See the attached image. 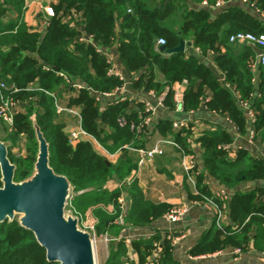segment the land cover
Here are the masks:
<instances>
[{"label":"trees","instance_id":"1","mask_svg":"<svg viewBox=\"0 0 264 264\" xmlns=\"http://www.w3.org/2000/svg\"><path fill=\"white\" fill-rule=\"evenodd\" d=\"M54 1V16H47L48 25L41 32L33 31L25 21L24 0L0 3V81L19 88L14 97L24 105L23 112L15 116L13 127L0 121V139L11 141L13 148L27 149L24 157L17 158L12 150L9 152L11 161L17 164L15 181L27 178L36 160L37 143L30 118L37 105L36 119L50 144L51 166L56 173L66 176L75 189L69 209L79 216L84 229L93 227L96 237L109 238L108 256L103 264H147L155 251L161 256L154 264H182L174 257V235L164 231H157L149 239L133 240L131 248L136 258H130L131 249L125 240H116L122 230L117 224L120 217L130 226L145 227L162 219L172 208L148 199L137 182L113 191L107 189L110 180L124 181L132 175L137 169L135 156L126 150L125 159L112 162L88 140L71 143L67 120L59 122L55 99L48 93L63 99L67 84L60 73L71 77L84 88L72 95L68 104L78 107L82 128L89 135L111 153L124 146L145 147L146 129H131V124L138 127L148 117L143 104L129 98L121 101L119 96L109 97L105 106L96 100L98 94L114 93L123 81L109 75L112 65L93 46L78 42L79 36L91 35L99 48L117 54L121 66L133 76L134 89L154 91L156 95L167 91L169 101L173 85L187 81L183 109L188 112L200 107L208 89L212 98L205 101L207 109L228 116L245 132L247 120L227 87L231 85L242 100L253 102L258 111L256 138L264 144V64L260 63V81L255 86V73L247 65L258 58L255 50L247 44L229 42L237 33L264 35V22L256 14L237 7L227 8L215 18L209 10L198 8L203 2L214 6L229 0ZM249 3L254 4L255 13L264 14V0ZM63 9L77 27H70L59 16ZM12 10L16 19L4 22ZM159 38L166 41L164 51L156 45ZM180 39L192 41L193 47L200 49L201 58L214 53L212 62L225 75L224 81H218L200 57L185 53L167 55L168 50L179 46ZM121 120L127 123L122 125ZM173 122L154 121L152 137L174 139L186 153H191L189 138L196 134L194 125L175 131ZM197 136L204 170L196 176L199 197L195 198H210L221 204L207 186V178L230 191L231 196L226 213L229 223L223 229L215 225L190 254H213L227 248L247 252L253 228L264 224V203H257L264 190L242 192L240 187L263 180L264 160L251 159L245 150L237 151L232 158L233 139L224 129L202 131ZM124 194L129 203L125 212L118 202ZM0 264L51 263L32 232L17 221H6L0 224Z\"/></svg>","mask_w":264,"mask_h":264},{"label":"crops","instance_id":"2","mask_svg":"<svg viewBox=\"0 0 264 264\" xmlns=\"http://www.w3.org/2000/svg\"><path fill=\"white\" fill-rule=\"evenodd\" d=\"M249 1L250 0L219 1L214 6L202 4L199 5L198 8H205L209 10L212 14V17L215 18L225 9L237 7L244 9L248 13L256 14V16L259 17L262 22H264V14L259 15L255 13L254 4L249 3ZM1 2L2 0H0V3ZM55 4H57V2L54 0H24V19L33 29V31H45L46 26L48 25L46 19L47 16H49L46 10L48 8L53 9V5ZM257 12H259V10H257ZM59 16H62L64 21L69 22V25L72 22L71 15H65L64 9L61 10ZM16 17V13L14 12V10H12L11 12H8L4 17V22L11 19H16ZM185 42V55H195L197 57H200V49L193 47L192 41ZM250 47L253 48L252 46ZM111 52L113 53L114 57L113 64L115 65L116 69L124 76L123 86L115 91V96H119L120 98L124 97V100L129 98L140 104L142 103L139 101V99H145L152 102V104L155 105L154 107L156 109L155 121H160L162 119H172L173 121L194 125L193 130L196 134L189 138V141L191 145V155L195 156L200 171H203L204 167L200 159L202 151L200 145L197 143V134L202 131L224 129L229 132L233 139V142L230 145L232 158H234V153H236L237 151L245 150L247 151L251 159L264 160V144L260 142L259 138H256L255 133V122L258 117V111L254 108L252 101L242 100L240 94L234 91L231 85L227 84V87L232 91L236 103L239 105V108L244 113L247 120L245 132L228 116L222 117L218 113L209 111L207 109L206 105H204L205 101L207 102L212 98V94L208 89H205L207 98L205 100H201L202 104L200 105V107L197 110H192L189 112L185 110H183L182 112L177 111L176 105L173 100V90L175 88H182L185 92L188 85L187 81H183L182 83L173 85L172 95L170 96L169 101H167V91H165V93L162 95H156V98L153 99L149 95L150 91L147 93L142 90L134 89L133 76L131 74H128L126 70L121 66L117 54L115 55L114 51ZM255 52L258 58L256 60L249 61L247 65L248 68L255 73L256 78L254 83L255 86H257L260 81L259 74L261 62L258 52L256 50ZM214 57L215 54L210 53L207 57H200V59H202V61L206 63L207 67L208 65H212L222 77V79L218 81L223 82L225 79V75L221 73L212 62ZM160 98L163 99V104H159L158 99ZM106 102L107 101H103L102 104L105 106L107 104ZM250 110H253L256 114L254 124L252 123V119L250 118ZM55 116L57 117L59 122L67 120L65 124H67L68 128L71 129V131L75 128L76 120L71 116L63 115L58 117L56 114ZM152 130V126L146 128V134H148L146 136L144 135L145 147L139 149H151L155 146L158 140L162 139H154V137H152L153 134L150 133L152 132ZM95 140L97 142L92 141L91 139H89L88 141L92 143L98 153H100L109 161L116 162L119 159H125V151L129 146H124L122 149H119L115 153H111L97 139ZM132 148L135 150H139L138 148ZM181 150L187 152L182 147ZM181 150H178L176 148L174 150L171 146H165L164 155L154 157L152 160L147 161L141 167L139 166V152L134 150L130 151L132 155L135 156V161L137 164V169L132 173L131 176L135 177L134 182L138 183L140 189L148 199L156 203L169 205L171 208L186 204L187 206H189L187 214L181 221L175 223L167 222L162 217V219L157 220L151 225L145 227H133L128 225L124 221L122 223L118 222L117 224L122 227V230L120 232V235L116 237V240H125L127 246L131 249L130 258L133 260L136 258V254L135 251L131 248L132 241L139 239H149L157 231H160L162 233L168 232L174 235L173 238L175 240L172 242L174 257L182 264H264V224L262 225V227L253 228V237L247 252L236 254V249L227 248L213 254H205L199 256H192L190 254V251L200 241L208 236V233L213 230V227H216V220L213 207L205 202L204 197L202 200H197L195 198L199 196H197L198 194L192 191L191 187L188 184L187 174L182 166L183 156ZM121 182L123 181L112 179L107 183L106 188L110 191L120 189L119 184ZM206 184L212 194L222 188L211 178H207ZM250 189L264 190V178L263 180H260L258 182L244 183L240 187V190L242 192L250 191ZM124 195L126 198L127 209V206L129 207V203L126 194ZM257 203H264V193L259 197ZM224 222L226 224L229 223L227 214L225 216ZM160 256V252L155 251L147 264L156 263V261L160 259Z\"/></svg>","mask_w":264,"mask_h":264},{"label":"water","instance_id":"3","mask_svg":"<svg viewBox=\"0 0 264 264\" xmlns=\"http://www.w3.org/2000/svg\"><path fill=\"white\" fill-rule=\"evenodd\" d=\"M248 45L259 56L264 53L255 45ZM185 48L186 42L180 39L179 46L167 54L184 53ZM208 67L217 80L222 79L212 65ZM37 110L35 105L30 118L37 142L36 160L24 180L15 181L17 164L9 156L13 143L0 139V224L12 223L19 216L17 222L34 234L51 264H98L94 234L81 226L79 216L72 210L67 211L75 189L66 176L51 166L50 144L37 122Z\"/></svg>","mask_w":264,"mask_h":264},{"label":"built area","instance_id":"4","mask_svg":"<svg viewBox=\"0 0 264 264\" xmlns=\"http://www.w3.org/2000/svg\"><path fill=\"white\" fill-rule=\"evenodd\" d=\"M203 5H208L207 2H204ZM47 14L49 16H54V10L52 8H48ZM131 12V10H129ZM70 27H77L76 21H73L70 23ZM79 43H86L91 46H93L96 50V52L99 55H102L104 58H106L107 62L112 65V67L109 70V75L118 77L121 81H123L124 76L116 69L115 65L113 64L114 57L113 53L110 51H104L101 48H99L93 39V36H86L81 35L78 38ZM230 43L235 44H253L257 48L264 50V35L256 36L251 33H237L232 35L229 38ZM157 47H164L166 45V41L163 38H159L156 42ZM261 64H264V53L259 56ZM60 76L63 77L67 84V90L64 92V98L61 99L58 96H55L53 94L48 93L49 95L53 96L55 99V114L60 117L63 115H69L73 119L76 120V126L70 133L71 143H75L80 140H89L92 139V141H95V138L89 135L83 128H82V115L78 107L76 106H69L68 101L71 98L72 95H77L79 92L84 88L83 84L78 83L77 81L73 80L71 77L61 74ZM20 92V89L16 86L9 87L6 83L0 81V121L4 122L5 124L9 125L10 127H13L14 125V119L15 116L18 113L23 112V103L20 101H17L14 97V94ZM184 89L182 88H175L173 90V100L176 105V109L179 112H182L183 106H184ZM116 94H98L96 96V100L99 102L106 101L109 97H114ZM150 97L153 99L156 98V93L154 91L149 92ZM122 101H124V97H121ZM139 101L144 104L146 113L148 114V117L144 120V123L140 125L142 128L144 125L146 126H153V123L155 121L156 116V109L155 105L152 104V102L147 101L145 99H139ZM159 104H163V99H158ZM250 118L252 119V123L254 124L256 119V114L253 110H250ZM127 122L125 120H121V124L125 125ZM135 125L131 124L132 129H134ZM189 126L188 123H182V122H173V129L175 131H179L182 128H187ZM190 143V141H189ZM98 144V143H97ZM165 146H172L178 150H181L180 145L174 141V139L171 138H162L158 140L155 144V146L151 149H139L135 150L132 147H127L126 149L129 151H137L140 154V160H139V166H143L147 161L152 160L156 156H162L165 154ZM182 151V166L187 174L188 184L191 185L194 192L196 194H199L197 189V181L196 176L198 173H200V168L197 164V161L195 159L194 155H191V153H186L183 150ZM135 177L131 176L127 179H125L123 182L119 184L120 188L130 186L134 182ZM216 198L219 199V204L217 201L212 200L210 198H204L205 202L208 203L210 206L213 207L215 211V220L216 225L219 229H223L224 225L226 224L224 222L226 212H227V203L230 200V191L220 188L218 191H216L213 194ZM121 205V209L123 212L126 211V198L125 195H122L121 198H119L118 201ZM189 209V206L186 204L176 206L172 208L168 213H166L163 216V219L170 223H175L178 221H181L183 217L187 214ZM120 223L123 222V216L120 217L119 220ZM89 230V229H86ZM90 230H93V227L90 228ZM95 238V235H94ZM106 240H109L108 237H105ZM242 252L237 249L236 254H241Z\"/></svg>","mask_w":264,"mask_h":264},{"label":"rangeland","instance_id":"5","mask_svg":"<svg viewBox=\"0 0 264 264\" xmlns=\"http://www.w3.org/2000/svg\"><path fill=\"white\" fill-rule=\"evenodd\" d=\"M74 125H75V123H74ZM73 125V126H74ZM135 128L134 129H136L137 131H140V129H146L147 127H149V126H146V125H144L142 128L140 127V125L138 126V127H136V126H134ZM131 129H132V127H131ZM134 129H132V130H134ZM36 140V139H35ZM92 140V139H91ZM37 143V142H36ZM10 150H12V153H13V155L15 156V157H24V156H26L27 155V149H23V151L22 150H19L18 148H13V147H11L10 149H9V152H10ZM37 154V153H36ZM67 211H69V208H68V210ZM16 220L15 221H17V219H19V216H17L16 218H15ZM90 228H92V227H90ZM89 231L90 232H92L93 233V231L92 230H90L89 229ZM94 234V233H93ZM175 240V239H174ZM174 240H172V242L174 241ZM95 244H96V252H97V261H98V264H103L104 263V261L106 260V258H107V255H108V245H109V240H106V238L105 237H96L95 236Z\"/></svg>","mask_w":264,"mask_h":264}]
</instances>
